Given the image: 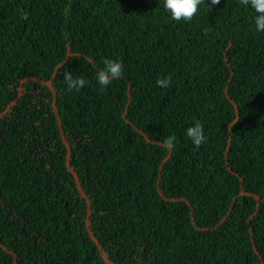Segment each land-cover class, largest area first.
<instances>
[{
	"label": "trees",
	"instance_id": "1",
	"mask_svg": "<svg viewBox=\"0 0 264 264\" xmlns=\"http://www.w3.org/2000/svg\"><path fill=\"white\" fill-rule=\"evenodd\" d=\"M255 15L239 0L179 23L163 0H0V264H264ZM105 58L124 75L102 89ZM65 71L89 83L69 92Z\"/></svg>",
	"mask_w": 264,
	"mask_h": 264
},
{
	"label": "clouds",
	"instance_id": "2",
	"mask_svg": "<svg viewBox=\"0 0 264 264\" xmlns=\"http://www.w3.org/2000/svg\"><path fill=\"white\" fill-rule=\"evenodd\" d=\"M205 0H163V8L170 15V19L179 23L181 21L191 22L199 11L200 5ZM221 0H211V5H219ZM239 3L246 8L250 7L256 15L254 23L258 32H264V0H239ZM27 18V17H25ZM207 29L205 32L207 33ZM69 58V57H68ZM124 75L123 64L119 61L105 58L103 67L96 73V79L102 89H107L113 81L121 79ZM63 80L66 84V90L69 92H80L89 83L82 76H73L71 72L63 73ZM172 77L168 75L164 78H158L156 85L159 88H168L171 86ZM186 137L194 145L195 149H199L205 142L203 125L196 121L194 126L186 129ZM176 137L174 135L167 136L162 141V146L172 151L175 148Z\"/></svg>",
	"mask_w": 264,
	"mask_h": 264
},
{
	"label": "water",
	"instance_id": "3",
	"mask_svg": "<svg viewBox=\"0 0 264 264\" xmlns=\"http://www.w3.org/2000/svg\"><path fill=\"white\" fill-rule=\"evenodd\" d=\"M43 84L46 85V86H48V87H50L51 90H54V89H53V86H52V82H49V83H44V82H43ZM57 115H58V113H57ZM58 117H59V116H58Z\"/></svg>",
	"mask_w": 264,
	"mask_h": 264
},
{
	"label": "rangeland",
	"instance_id": "4",
	"mask_svg": "<svg viewBox=\"0 0 264 264\" xmlns=\"http://www.w3.org/2000/svg\"><path fill=\"white\" fill-rule=\"evenodd\" d=\"M70 58V57H69Z\"/></svg>",
	"mask_w": 264,
	"mask_h": 264
}]
</instances>
